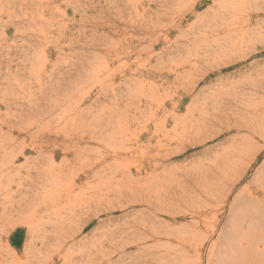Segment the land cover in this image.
I'll list each match as a JSON object with an SVG mask.
<instances>
[{
	"label": "rangeland",
	"instance_id": "obj_1",
	"mask_svg": "<svg viewBox=\"0 0 264 264\" xmlns=\"http://www.w3.org/2000/svg\"><path fill=\"white\" fill-rule=\"evenodd\" d=\"M25 1H27V5L23 3ZM47 2H49L48 7L44 3L42 7L35 6L34 8L31 5V0H0V66H2V69L0 67V96L3 97L4 103H11L10 109H8L0 102V165L9 162L11 164L12 161L15 164L13 165L14 170L9 175L6 173H4L7 175L5 177L0 175V186H2L0 191V264H51V261L53 264H98L100 259L104 261L107 258L116 261L113 264H156L153 257L166 247L173 249V246L167 244V241L171 242L172 239L167 240V237L155 238L154 241L145 239L142 241L144 243L138 242L140 247L132 243L126 249L127 253H124L121 260L117 261L121 255L117 241L120 237H128V230L124 227L133 226L131 221L133 218H139L145 207L125 206L121 210L120 208H118L119 210L114 209L107 215L88 217V214H84L78 217L83 203L89 197H102L110 194L111 190L103 185L95 186V181L92 178L88 179L91 182L85 180L79 184L76 180L77 175H83L82 171H86L89 163L96 157L118 152L120 159L112 160L116 171L123 170L134 174L136 169H145L139 175L140 178H143L144 173L149 174L150 172L147 161L160 159L164 153L169 155L163 159L164 167H162L163 172L161 173L165 175L167 172H172L177 182L183 187L172 185L171 190L164 187L167 191H163L162 195H168L167 192L174 193V196L181 200L178 203L181 205L179 208H184L183 210L186 208L189 210L191 204L200 208L202 203L198 205V203L200 204L199 200L203 199L204 201L206 197L212 203L213 199L210 198L211 194L207 195V190L210 193V190L213 189L211 191L213 194L217 189L218 193L214 194L216 200L217 195L219 196L221 193L220 184L224 183L222 177L227 172L244 176V180L235 188L234 194L236 191L245 194L244 190L249 187L254 190L258 189L261 185L260 175L264 174V59L259 57L261 61L252 63V60L246 58L238 60L237 55L229 56L228 54L223 57L213 53L215 61L212 60L213 68L210 67V71L208 70V73L213 72L210 78H215L213 75L218 72L216 70L219 68L225 69L231 66L230 69L233 71H224L223 74L228 77L223 79L216 78L211 82L207 80L200 82L192 95L184 98L191 93L188 90L192 88L194 82L204 74L188 65L190 58L188 51H173L172 53L169 51L172 48L176 50L177 47H182L181 45L185 47L186 42L182 40L186 36L189 38L193 36L190 33L196 31L192 27L196 17L192 16L186 21L191 27H187L184 23L181 27L172 29L170 35L166 34L168 36L163 44L160 41L165 38L163 36L165 34L158 38L156 35L158 36L159 33L152 30L158 26L156 29H161L162 32L165 26L164 31L169 33L170 26L166 19L174 13L181 11L183 13V6L188 5L186 0H47ZM244 5H247V8L242 11ZM226 6L227 16L232 14L236 16L234 21L239 16L242 19L241 16L244 12L255 15L251 21L260 20L258 23L251 22L250 25L243 22L244 26H237L241 29L235 28L231 30V33L227 32V34H232L228 39L238 42L241 45L239 47L243 50H262L264 48V9H261L264 8V0H226ZM37 9L43 11L41 18H38V14L35 12ZM215 9L216 7H213L211 1H208V4L205 7L202 6L196 14L199 17H205ZM120 15L123 17L118 20L117 16ZM131 18H136L135 22L128 26L125 25V22H131ZM152 22L157 26L151 30L147 27L145 30L146 26H151ZM126 26L128 28L125 30ZM138 32L145 34L141 35ZM141 36L144 38V43L134 50L139 53L129 54L131 42L133 44L138 42V38ZM151 41H157V43L153 45L152 49H148ZM95 43H97V47H100L96 52L92 49ZM187 46L188 43L186 48ZM164 47L165 50H163ZM195 53L196 57H200L197 58L201 59L200 61L207 54H203L199 50ZM106 54H108L107 62L99 65L98 69L91 66V64H95L96 58L104 60ZM201 54L203 56H200ZM98 60L97 63L100 64V60ZM80 65L88 66L91 73L97 70L99 74L98 80L95 79L93 85L95 89L92 91L89 89L90 92L87 94H84L75 84L76 69L80 71L79 78L81 79H77L79 85L87 84L88 78L84 76L83 72L86 67H81L80 70L78 68ZM128 66L131 69L139 70H153L165 66L173 68L174 72L175 70L179 73L182 72L184 77H180L181 74H179L176 77H169V81H160L151 78L147 72L141 76L139 73L136 76L122 75V71ZM235 68L236 70H234ZM31 70L32 75L29 73ZM194 74L198 76H191ZM207 74L205 73V75ZM137 77L140 78L136 81ZM177 77L178 79H176ZM132 79L137 83L134 84L135 86L133 81H127ZM30 81L33 84L32 92L37 91L36 96H31L33 105L30 107L32 108L27 105V108L17 109L16 102L26 98L28 90L21 91L20 87L24 82L29 83ZM41 81L46 83L44 86L50 95L47 99H41L43 96V92L40 93L39 90V87H43V83L40 84ZM88 82L90 88L91 82ZM186 82H189L190 85ZM49 85L53 86L50 88ZM67 85H70L69 90L66 89ZM128 86L131 88L130 93L127 90ZM97 89L103 94L99 93L98 95ZM116 90L117 93L123 92L124 95H121L120 98L119 95L118 98L108 97ZM221 92H225V94ZM56 93L59 94L58 98H55ZM126 95H131L132 99H127ZM171 97L173 100L179 99L180 101L181 98L183 100L182 105L176 111L167 101L168 99L170 101ZM217 97L222 101L218 102ZM164 100L166 101L162 105ZM35 102L36 104L41 103L37 109H35ZM44 103L51 104L52 109L48 108L43 111ZM137 103H150L154 115L150 110L143 113L133 110V104L137 105ZM160 104L164 108H157ZM33 110H36V116H32ZM24 111L25 113H23ZM61 116L65 119L63 124L58 119ZM22 127L23 129H21ZM145 129L153 135V138L147 141L145 136L144 139L137 140V133L143 132ZM212 134L215 136L210 138ZM82 135L84 139H80ZM205 135H208L209 139L194 144L196 139ZM91 137L92 139H90ZM69 140L73 145L69 143ZM55 142H57L56 149L54 148L56 147ZM63 142L70 145L66 147ZM15 145L16 147H14ZM172 148H176L173 153ZM166 150L168 153L165 152ZM39 171L47 172L49 181L42 182L41 177L38 176ZM190 177H193L191 181L188 180ZM35 180L38 181L37 188H41L46 183L53 193L59 194L62 200L61 204H53L47 211L48 216L40 215L33 221H30L29 217L25 215L27 223L39 225V229L36 228L31 236H28L25 231L26 223L19 224L23 218H20L19 215L13 217L12 221L18 222V232L16 237L8 239L5 232L7 229H3L6 228L8 220H11L7 218V212L11 206L17 207L22 200V202L28 200L29 206L30 195L24 194L25 192L22 190L31 185L30 183L34 184ZM71 181L74 182L73 186L70 185ZM143 182V184L139 183L142 195L146 191L152 194L157 193L159 188L156 187L155 193L152 191L155 187L150 188L151 183ZM217 182L220 183L219 187ZM125 184L128 186L131 183H121L120 185L125 186ZM259 193L262 196V193ZM233 196H230L229 201L233 199ZM88 201L92 203L91 200ZM32 203L31 205H33ZM151 203L152 209L149 208V212L158 209L159 203H157V207L154 201ZM178 203L167 204L171 207L166 205L163 207L166 211L169 208L175 209L179 206H177ZM225 211L224 215H220L218 218V222L220 221L218 231L210 238L212 242L221 245L223 244V235L217 240L219 229L221 227L230 229L228 206ZM235 211L232 210L229 213L235 214ZM238 212L240 213L239 210ZM146 215L148 216V213ZM76 218L80 219V222ZM128 218L131 220L129 221ZM87 219L91 220L89 225L76 233L74 238L71 236L66 238L75 228L82 226ZM156 219L164 221V224L167 223L173 232H175L174 230L177 232V228L188 224V221L191 222V219L187 218L179 220L178 225H171L168 222L169 216L158 212ZM135 221L143 222L144 219L141 216ZM10 223L9 221L8 224ZM134 226L133 229H136L137 226ZM254 226L252 232L260 231L258 234L261 236L264 233V225L263 227L261 225V227ZM211 227L210 222L201 228L211 234ZM60 228L64 229V234L58 232ZM208 228H210L209 232ZM191 238L197 239L196 234H193ZM66 240L67 244L57 254L58 247L63 245L62 241ZM130 241L132 240L126 242ZM248 242L249 240L244 243V247L248 246ZM146 245L152 246L148 250H144L142 247ZM217 246L220 247V245ZM29 248L30 253L27 251ZM56 255L61 258L58 259ZM205 258V254L202 259L190 255L188 260L190 263L197 264L200 261L204 263ZM48 259L52 260L49 262ZM175 259L176 254L170 255V264ZM228 259L230 258L226 260ZM256 259L258 257L254 261ZM157 264L164 263L158 262Z\"/></svg>",
	"mask_w": 264,
	"mask_h": 264
},
{
	"label": "bare ground",
	"instance_id": "obj_2",
	"mask_svg": "<svg viewBox=\"0 0 264 264\" xmlns=\"http://www.w3.org/2000/svg\"><path fill=\"white\" fill-rule=\"evenodd\" d=\"M186 1L188 2V5L185 4L183 6L184 11L187 10L186 12L183 11V13H182V11H181L180 13H174L172 16H169L170 18L168 17V19H166L168 21L169 26H170L169 29L167 28L169 30L168 31L169 33H167V31L166 32L164 31L166 28L165 26L163 27L164 29H162L163 30L162 32H161V29H156L158 26L156 25L157 26L156 27L153 22L151 23V26L147 25L146 29H145V30H147V27H149V29L151 30V28L156 27L152 31L153 32L157 31L159 33V34L157 33L158 36L156 35V37H158V38H160L163 34H165V35H163V36H165V38L160 41V43L163 44L166 41L165 39L167 38V36L170 35V32L172 31V29L177 28V27L179 28L184 23L187 25V27H191V25L189 26L186 21H188L192 16L196 17L195 23H197V24L193 23V24H195V26H193V24H192V27H194V29H196V31H193L190 33L193 36L191 38H189V36L188 37L186 36L185 39L182 40L183 42H186V44L188 43L187 48H186V44H185V47H183V45H181L182 47L179 46L180 48H178L176 45V47H177L176 50L173 49L172 47H169V48H172L173 50L172 49H171V51H169L170 49L168 50L170 53H172L173 51H177V52H181L182 50L188 51L187 53L190 56V58L188 59V61H189L188 65H191L193 67V69H195L196 71L203 72V74H204V75H200L198 80H196V78H195L196 81L194 82V85H192V83H191L192 88L189 86L191 89H189L188 91H191V93L187 94L186 96L184 94V96H185V97L183 96L184 98L192 95L193 91L197 88V86L200 82H205L206 80L208 82H211L212 80H214L216 78L217 79H223L225 77H228V76H225L223 73L228 72V71H233L232 69H230L231 66L228 68H225V69L219 68L216 70L218 72L213 75L215 78L214 79L210 78V76L213 74V72L212 73H208V72L210 71L211 68H213L212 62L215 61V60H213V53H216V54L223 56V57H226V55H228V54H229V56H231V55L236 56L237 55L238 60H243L246 58L248 60H252L253 61L252 63H256L257 61L258 62L261 61L260 58L264 59V48L260 51L259 50L255 51L254 49H251L250 51H248L247 49L243 50L239 47L241 45L238 44V42L236 43V41L234 42V40L232 41L231 39H228V37H231L232 34H227V32L231 33V30H234L235 28H237V26L242 27L243 22H245L246 24L249 23V25L251 22H255V23L257 22L258 23V21H260V20L251 21L253 18H255L254 17L255 15L253 16V14L250 12H244L243 15L241 16L242 19L239 18L240 17L239 16V17H237L238 21L237 20L234 21V18L236 16H234L233 14L229 15V17L227 16L228 12H227V8H226L227 7L226 6V0H186ZM208 1H211V4L213 5V7L214 6L216 7L215 11H212L211 14L206 15L205 17L197 16L196 12L198 10H200V8L202 6L205 7L208 4ZM23 3H25L26 5L28 4L27 1H25ZM44 3H46V7H48L49 2H47V0L46 1H44V0H31V5L34 6V8H35V6L42 7ZM246 8H247V5H244L242 11H244ZM263 9L264 8H262L261 10H263ZM35 12H36V14H38V18H41V15H43V11L40 9H37ZM122 17H123V15L117 16V19L120 20ZM135 19L131 18V22H129V23L125 22V25L128 26L129 24H133L135 22ZM146 23H147V21H146ZM127 26L125 27V30L128 28ZM238 28H240V27H238ZM144 32H138V33L143 35V34H145ZM232 32L234 33L235 31H232ZM166 34H168V35L166 36ZM152 36H154V35L152 34ZM151 40H153V39H151ZM123 42H125V40H123ZM142 43H144V38H142V36L138 38V42H136L134 44L131 42V44L129 45L130 46L129 47L130 48L129 54L139 53L137 51L135 52L134 50H137L139 48V46L142 45ZM156 43H157V41H155V42L151 41V43H149V45H148V49L149 48L152 49L153 45H155ZM96 44L97 43H95L94 46H92V49L95 52H96L97 48H100V47H97ZM189 46H192V47H189ZM165 47L163 50H165ZM162 48H163V46H162ZM109 49L111 50L112 48H109ZM192 50H193V52H191ZM197 50L201 51L203 54L207 53L204 56L206 59L204 58L202 61H200L201 59H197V58H200L199 56L198 57L195 56V54H196L195 52ZM163 52L165 53V51H163ZM163 52H161V53L163 54ZM108 53H109V51H108ZM107 56H108V54H106V57L104 60L101 58L99 59L100 64L97 63L98 58H96L95 64L94 65L91 64V66L98 69L99 65H101L103 62L108 61ZM116 56H117V54H116ZM127 56L130 57L129 55H127ZM200 56H203V55L201 54ZM220 56H218V57H220ZM86 61H88L87 58H86ZM224 64H225V62H224ZM226 65H228V64H226ZM250 66H251V64H250ZM0 67L2 69V66H0ZM81 67H83V68L86 67L85 70H87V71H85V70L84 71L82 70V71L85 73L84 76H87L86 77V78H88L87 80L91 82V87L89 88V82L87 80H86V82H87L86 85H85V83H83V84L81 83V85H79L77 79H81V78H79L80 71H78L77 69H76L77 72L75 74L77 76L75 84H76V87L78 89L83 91L84 94H87V92H90V91L95 89V87H93V85H94L95 79L98 80L99 74L97 73V70L94 71L96 73H94V72L91 73L92 71H90L88 66L80 65L78 68L80 69ZM219 67H221V66L219 65ZM182 69H184V68H182ZM193 69H190V70H193ZM124 70L123 71L125 73L122 71V73H123L122 75H129V76L134 75V76H136L139 73L141 76V74L143 75L145 72H147V74H150L151 78H154L155 80H160V81H162V80L163 81H169V77H171V76L176 77L182 73V72L179 73L176 70L174 72L173 68H166L165 66H161L159 69H153V70H151V69H145V70L131 69V67L128 66L127 69H124ZM177 70H180V69H177ZM187 70H185V71H187ZM234 70H236V68ZM9 73H12V72H9ZM29 73L32 75V70L29 71ZM205 73L206 74L208 73V74L205 75ZM195 74H196V72H195ZM195 74L191 75V76H195ZM182 75L183 74H181L180 77ZM191 76H190V79H191ZM197 76H195V77H197ZM182 77H184V76H182ZM139 78L140 77H137L135 80L137 81V80H139ZM176 79H178V77ZM192 79L194 80L193 77H192ZM51 80H50V82H52ZM127 81H133V85L137 84L133 79L127 80ZM42 83H43V81L40 82V84H42ZM187 83L189 84V82H186V84ZM45 84L46 83L42 84V86H43L42 88L39 87L40 93L43 92L42 93L43 96H41V99H47L50 97L48 89L46 88V86H44ZM182 85H181V88H182ZM52 86L53 85H51V87ZM67 86L68 87H66V89L69 90L70 85H67ZM31 87H33V84L31 81L29 83L24 82L23 86L20 87L21 91L22 90L25 91L27 89L28 90L26 92V94H27L26 98H23V100L16 102L18 104V105L16 104L17 109L18 108L24 109L25 107L27 108V105L29 106V108H32V107H30L33 105L31 103V96H34V95L36 96L37 91L34 90L32 92ZM49 87H50V85H49ZM183 87H184V85H183ZM185 87H187V86H185ZM89 89H90V91H89ZM52 90H53V88H52ZM127 90L129 91V93L131 92L130 86L127 87ZM49 91H50V89H49ZM175 91H177V90H175ZM184 91H185V89H184ZM178 92H180V91L178 90ZM185 92H187V91H185ZM97 93H98V95H99V93H100V95H101V93L103 94V92L98 91V89H97ZM120 93H117V90H116V91H113L110 95H108V97L109 96L117 97L119 95V98H120L121 95H124V94H122L123 92L121 94ZM221 93L225 94V92H221ZM58 95L59 94L56 93L55 98L56 97L58 98ZM126 96L128 97L127 99H130V100L132 99L130 97L131 95H126ZM180 97H182V96H180ZM172 98L173 97L170 98L171 99L170 101H169V99L167 101L170 103V106L172 107V109L176 111L182 105L183 100H182V98L180 99V101H179V99L173 100ZM214 99H216V98H214ZM217 99L219 100L218 102L222 101V99L220 100V98H218V97H217ZM0 100H1L0 102L3 103L4 106H7L5 108L10 109L11 103H4L2 96H0ZM48 101L50 102V99H48ZM165 101L166 100H164L162 102V105H164ZM55 102H57V101H55ZM220 104H223V103H220ZM34 105H35V109H37L38 107L41 106V103L36 104V102H35ZM54 105H55V103H54ZM12 106H14V105H12ZM43 106H44L43 111L45 109L47 110L48 108H49V110L52 109V105L49 103H44ZM132 108L136 112L143 113L144 111H148V110L151 111L152 105L150 103L149 104L137 103V105L133 104ZM157 108L162 109L164 107L161 106V104H160V106H158ZM33 111L34 112H32V116H36V113H35L36 110H33ZM23 113H25V111ZM151 114L154 115V111H151ZM5 115H6V113H5ZM0 116H1V113H0ZM58 119L61 120V122H62L61 124H63V122L65 121L64 117H62V116L59 117ZM9 123H11V122H9ZM27 125H30V124L27 123ZM64 125H65V123H64ZM64 125H62V126L65 127ZM177 126H179V125H177ZM21 129H23V127ZM10 132H12V131L10 130ZM145 136H146V138H145ZM213 136H215V134L210 135V138H212ZM136 138H137V140L145 138V140L149 141L153 138V135H151L149 133V131L147 129H145V131H143V132H138ZM28 139H29V137H28ZM69 139H71V138H69ZM80 139H84V136L82 135L80 137ZM90 139H92V137ZM207 139H209L208 135L201 136L198 140L196 139L197 142H196V140L194 141V144L203 142ZM17 141H18V139H17ZM19 142H20V140H19ZM56 143L57 142L54 143L55 146H56ZM69 143H71V140H69ZM69 143L65 142L64 144L66 147H68L70 145ZM64 144H62V146H64ZM71 145H73V144L71 143ZM14 147H16V145ZM54 148L56 149L57 146ZM58 148H59V146H58ZM53 149H52V152H54ZM60 149L63 150L64 148L63 149L60 148ZM172 149H173L172 153L176 151V148H172ZM21 151H23V150H21ZM7 152H9V151H7ZM165 152L168 153V150H166ZM20 155H21V153H20ZM79 155L81 156L82 154H79ZM167 155H169V154L163 153V155L160 157V159H153V160L147 161V166H148V169L150 170V172H149V174L144 173L145 176L143 178H140V176H139L141 174V172H143L145 170L141 166L140 167L143 170L136 169L134 174L129 172V171H123V170L116 171V169L113 166L112 160L116 161V160L120 159V154L118 152H114L113 154L112 153L106 154L102 157H96L92 162L89 163L90 165L87 168L88 170L86 169V171H82V173L84 172L83 175L82 174L77 175L76 180L79 184H82L83 181H85V180H87V182L88 181L91 182V180H88V179L92 178L95 181V186L98 187V186L103 185L105 187H108L111 190V193L108 195L106 194L105 196H102V197H100V196L89 197L88 200H91L92 203L89 202L88 200L85 203H83V206L80 209L81 211L78 214V217L79 216L81 217L84 214H88V217H94V216L98 217V216H101L103 214L107 215L108 213H112V210L118 209V208H120V210H121V208L123 209V207H125V206H128V207L143 206V207H145V208H143L144 210H142L143 213H141L140 216L138 215L139 218H133V220L131 221L133 226L134 225L137 226L136 229H133V226H130V225L129 226L127 225L126 227H124L125 229L127 228V230H128V237H126V238L120 237L119 240L117 241V242H119V247H120L119 250L121 251L120 252L121 255H119V258L117 261L121 260L122 255L124 253H127L126 249L132 243H135L136 245H138V247H140V245L138 243L139 241L142 242L145 239H151L150 241H154L155 238L161 239L162 237H164V238L167 237L168 238L167 240L172 239L171 242L167 241V244L169 246H173V249H169L168 247H166L159 254H155L156 256H154L153 259H155L154 261L156 264L158 262H163L164 264H170L169 257L172 254H176V259L172 261V264H195V263H190V261L188 260L190 255H193L198 259H202L204 257V254L206 255L205 262L203 263L200 260H198L200 262H197V264H240V263H242V264H264V242H263L264 241V233L261 234V236H259L258 233L260 231L256 232V230H255L252 232V230L255 227L254 225H258V226L261 225L262 227L264 225V174L260 175L261 185L259 186L258 189L254 190L252 187H249L245 190L243 189L245 194H242V192H240V191H236V193L234 194L235 188L241 184V182L244 180V176L242 174H239L237 176V175H233V173L227 172L225 174V176L223 175L224 177H222V179L224 180V183L220 184L219 182H217L218 187L221 185L220 186L221 187V190H220L221 193H219V196L217 195L218 198L216 200H215L216 196L214 194H216L217 189L214 190L215 193L213 192V194L211 193V191L213 189L210 190V193L207 190V195H210V194L212 195V196L210 195V198L213 199L212 203H210V201H208L206 199L207 197L205 196L206 198L204 199V201L202 199L201 201L199 200L200 204L198 203V205H201V203H202V205H201L202 207L200 206V208H199V206L197 207L195 204L194 205L191 204V206H189V210H188V208L183 210L184 208H179V207H181V205L178 202L181 200H179V197H175L174 193L171 194V193L167 192L168 195L167 194L162 195L163 191L164 192L167 191V190L165 191L164 187L168 188L169 190H171V188H173L172 185H175V187H180V188L183 187V186H181L180 183L177 182L176 177L172 174V172H167V173H165V175L161 173V172H163L162 167H164L163 166V159ZM45 156L47 157V155H45ZM23 157H24V155H23ZM5 158H6V156H5ZM9 163L5 164V165H0V175H3L5 177V176H7L6 174L9 175L11 173V171L14 170L13 165H15V164L13 163V161L11 164H9ZM93 165H95V166H93ZM158 170H160V171L158 172ZM4 173H6V174H4ZM38 176L41 177L42 182L49 181V179H48L49 174L47 172L39 171ZM192 178L193 177H190V178H188V180L191 181ZM222 179H221V181H222ZM143 181H148L149 183H151L150 188L155 187V189L154 188L152 189V191H154L155 193H156L155 190L157 188H159L157 193L152 194L149 191H146L145 194L143 193V195H142L139 183L143 184L144 183ZM193 181H194V179H193ZM33 182H34V184L30 183L31 185H28L27 187H25L22 190V192L23 191L25 192L24 194L30 195V198L28 196V198L31 199V201H29V206L27 203L28 200L24 201V202H22L23 201L22 200L21 202L18 203L17 207L11 206L9 211L7 212L8 213L7 218L11 219V220H8V222L6 223V225H7L6 228L4 227L3 229L4 230L7 229L5 232H6V236L8 239H10L11 237H16V233L18 232V230H17L18 222L17 223L15 221L13 222L12 221L13 217L19 215L20 218H23L24 221L22 220V222H19V224L26 223V230L25 231H26L28 236H31V234L34 233V230H36V228L39 229V225L38 224L33 225L32 223L31 224L27 223V221H25L26 219L24 218L25 215H26V217H29L30 221H33L36 217H38L40 215H43L45 217L48 216L49 214L47 213V211L51 208V206H53V204L54 205L61 204V201H62L61 197H59V194L53 193V191H51V188L50 189L48 188V184L45 183V185H42L41 188H37L38 181L35 180ZM0 183H1V180H0ZM121 183H128V184L131 183V184H129L128 186H126L127 184H125V186H121L120 185ZM70 185L73 186L74 182L71 181ZM122 185H124V184H122ZM261 186H263V188H261ZM1 188H2V186H0V191H1ZM259 192L262 193V196H260ZM33 194H34V196H33ZM182 195H181V198H182ZM204 195H206V194H204ZM231 195H234V196H233V199L231 201H229V198ZM210 198H209V200H211ZM151 201L155 202L156 207H157V203H159V204H158V209H153L151 212H149V208L152 209ZM31 203L33 205H31ZM176 203H178L177 206L178 205L179 206L176 207L175 209L169 208L166 211L163 207L165 205L167 206V204L175 205ZM170 205H168L167 207H171ZM193 206H196V207H193ZM226 206H228L229 211L236 210L235 211L236 213L235 214L233 212L229 213V211H228V214L230 215V219H229L230 229L229 228L224 229L223 227H221L219 229V232L217 234V236H218L217 240L219 239L220 236L223 235V242H222L223 244L221 245V244H218L217 242H214V241L212 242V240H210V238H211V236H213L216 233V231H218V227H219L218 225L220 222V221L218 222V218L220 215H224V213L226 212L225 211ZM146 207H147V209H146ZM86 209H88V211H86ZM237 209L240 211V213L238 212ZM157 212L159 214H163V213L167 214L169 216V219H170L168 222L171 225H174V224L178 225L180 223V222H178L179 220H186L187 218L191 219V222L188 221L187 222L188 224H186L185 226H181V227L177 228V232H176V230H174L176 232L175 233V232H173V230L170 229V227L167 223L164 224L165 223L164 221L156 219ZM146 213H148V216L146 215ZM141 216L144 219V221L137 223V221H135V219L138 220V219H140ZM76 219L80 222V219H78V218H76ZM128 219H129V221L131 220L130 218H128ZM114 220H116V219L114 218ZM9 221L11 222L10 224H8ZM90 221H91L90 219L85 220L84 224L82 226L80 225L79 228H75L70 235L66 236V238H69L70 236L72 238H74L75 237L74 235L76 233L82 231V229H84L87 225H89ZM129 221H128V223H129ZM63 222H65V221H63ZM135 222L137 224H134ZM210 222L212 224V227L210 230L211 234H208L206 231L202 230L203 228H201V227L205 226L206 224H208ZM30 225H32V226H30ZM41 229H42V227H41ZM139 229H140V231H138ZM209 229L210 228H208V230H207L208 232H209ZM58 232H60L61 234H64V229L60 228ZM225 232H226V234H224ZM191 233L196 234L197 239L193 240L191 238V236L193 234H191ZM8 234H9V236H8ZM129 234H131V235H129ZM173 234H175L174 237H171V235H173ZM193 238H194V236H193ZM127 240H132V241L126 242ZM248 240H249L248 246L244 247V245H245L244 243ZM66 242H67V240L62 241L63 245L58 247L59 250L57 251V254H59L61 252V250H62L61 248L67 244ZM157 242H158V240H157ZM74 243H76V242H74ZM142 243H144V242H142ZM167 244H166V246H167ZM217 245H220V247H218ZM150 246H152V245H150ZM150 246L146 245V246H143L142 248L144 250H148L150 248ZM30 248L27 250V251H29L28 253L31 252ZM171 250H173V251H171ZM57 257H58V259L61 258V256H57ZM256 257H258V259H256V261H254V259ZM227 258H230V259L226 260ZM48 260L50 262V260H52V259H48ZM113 262H116V261H112L111 258H107L104 261H102V259H100V262H98V264H113ZM64 263H65V261H64ZM51 264H53L52 261H51Z\"/></svg>",
	"mask_w": 264,
	"mask_h": 264
}]
</instances>
